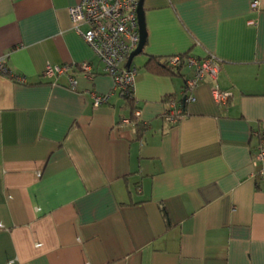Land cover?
Returning a JSON list of instances; mask_svg holds the SVG:
<instances>
[{
  "label": "crops",
  "instance_id": "crops-1",
  "mask_svg": "<svg viewBox=\"0 0 264 264\" xmlns=\"http://www.w3.org/2000/svg\"><path fill=\"white\" fill-rule=\"evenodd\" d=\"M79 1L0 0V57L12 70L0 76V264H264V181L252 164L264 128V0H144L137 119L73 27ZM186 53L214 55L221 70L172 124L165 113L192 69L145 66ZM214 84L231 93L226 104ZM94 92L109 102L94 107Z\"/></svg>",
  "mask_w": 264,
  "mask_h": 264
},
{
  "label": "built area",
  "instance_id": "built-area-1",
  "mask_svg": "<svg viewBox=\"0 0 264 264\" xmlns=\"http://www.w3.org/2000/svg\"><path fill=\"white\" fill-rule=\"evenodd\" d=\"M140 0H80L68 8L69 16L74 29L80 33L103 65L104 72L114 79V90L133 94L138 70L135 66L127 67L130 55L138 48L140 42L138 6ZM253 3V7L256 6ZM83 25H87L83 29ZM168 66L182 64L181 55L165 58ZM186 65L192 69V76L185 80L184 99L186 102L195 100L193 90L207 78L215 80L221 70V61L214 55L205 58H196L189 54L186 56ZM82 72L93 74L90 63L79 65ZM72 65H47L45 76L53 78L67 73ZM12 75V70L0 57V76ZM19 83H25L22 76H14ZM77 81L71 78V86L75 87ZM212 94L217 103L226 104L231 93L222 90L217 84L212 86ZM111 93H93V106L99 107L109 102ZM183 109L175 101H170L165 116L175 124L183 118ZM136 118L140 117V110L134 112ZM127 118L125 122L132 123ZM258 144L253 151L252 164L257 169V175L264 181V128L255 132ZM255 173V174H256Z\"/></svg>",
  "mask_w": 264,
  "mask_h": 264
},
{
  "label": "trees",
  "instance_id": "trees-1",
  "mask_svg": "<svg viewBox=\"0 0 264 264\" xmlns=\"http://www.w3.org/2000/svg\"><path fill=\"white\" fill-rule=\"evenodd\" d=\"M189 55L188 53L181 55L182 57V64L176 67L173 66H168L165 63V59L163 61L159 60L158 58L155 57H150L148 62L146 63V68L153 72V73H166V74H176V75H181V69L186 66V56ZM123 93V92H122ZM127 101L133 106V114L137 108L135 107V98L133 94L129 93H123ZM171 99V97H169ZM169 99V100H170ZM186 101L182 100L180 103L179 107L183 109V112H185V106H186ZM133 119H137L135 115H133Z\"/></svg>",
  "mask_w": 264,
  "mask_h": 264
},
{
  "label": "water",
  "instance_id": "water-1",
  "mask_svg": "<svg viewBox=\"0 0 264 264\" xmlns=\"http://www.w3.org/2000/svg\"><path fill=\"white\" fill-rule=\"evenodd\" d=\"M143 2H144V0H140L139 6H138L140 42H139L138 48L130 55L129 61L127 63L128 68L132 65L133 59L143 51V48H144V45H145L146 39H147V29H146V24H145ZM183 100H185V99H183Z\"/></svg>",
  "mask_w": 264,
  "mask_h": 264
}]
</instances>
